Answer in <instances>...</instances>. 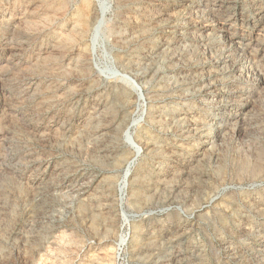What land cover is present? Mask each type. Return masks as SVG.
Here are the masks:
<instances>
[{
  "label": "rangeland",
  "instance_id": "obj_1",
  "mask_svg": "<svg viewBox=\"0 0 264 264\" xmlns=\"http://www.w3.org/2000/svg\"><path fill=\"white\" fill-rule=\"evenodd\" d=\"M0 264H264V0H0Z\"/></svg>",
  "mask_w": 264,
  "mask_h": 264
}]
</instances>
